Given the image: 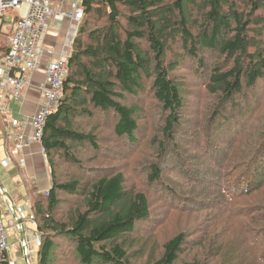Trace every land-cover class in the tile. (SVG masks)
<instances>
[{
	"label": "trees",
	"instance_id": "obj_1",
	"mask_svg": "<svg viewBox=\"0 0 264 264\" xmlns=\"http://www.w3.org/2000/svg\"><path fill=\"white\" fill-rule=\"evenodd\" d=\"M81 6L83 19L62 97L46 118L42 137L52 183L32 206L41 238L37 264H51L54 256L68 254L77 264H140L129 260L130 236L150 219L154 192L161 201L175 194L173 211L183 228L160 243L158 256L149 264H187L182 258L188 244L185 227L193 209H199L195 199L207 198L211 212L238 221L235 229L225 231L242 233L246 244L244 251L231 248L226 253L221 242L212 251L220 233L209 245V258L224 253L220 264H264V106L258 102L264 95V0H82ZM2 28L0 23V33ZM208 57L214 58L210 65ZM186 62L205 72L200 82L217 104L200 122L204 154L182 156L173 142L189 130L181 133L182 85L172 74ZM146 87L157 105L156 118L163 123L161 137L146 140L142 163L135 159L144 166L137 180L141 188H129L116 167L95 169L98 174L92 179L74 174L59 179L54 173L56 156L81 166L80 151L74 150L107 149L97 134L81 128L82 121H95L97 114L111 119L113 135L124 145L137 143L141 109L125 101ZM245 122L250 127L245 129ZM205 157L208 173L200 169ZM172 169L199 188L191 183L189 191L175 193L164 175ZM80 170L93 172L84 166ZM203 190L209 192L202 193L206 199L198 195ZM58 194L81 204L61 221L55 213L72 199ZM240 202L244 204L237 205Z\"/></svg>",
	"mask_w": 264,
	"mask_h": 264
},
{
	"label": "rangeland",
	"instance_id": "obj_2",
	"mask_svg": "<svg viewBox=\"0 0 264 264\" xmlns=\"http://www.w3.org/2000/svg\"><path fill=\"white\" fill-rule=\"evenodd\" d=\"M5 29L2 30L0 34V38L5 37ZM207 60L210 65V61L214 58L208 57ZM204 71L196 69V67L190 63L186 62L183 66L178 68L176 72H174L173 78L180 82L182 85V98L184 100V110H183V124L181 125V133L183 130H189L187 133L178 134L177 141H174V145L178 147L182 151V156H186L187 154H193L198 152L200 154H204L201 151V138L199 139V132H201L200 122L205 114H207V109L211 107V105L217 104L214 98L209 100V97L205 94L204 85L202 84L201 79L204 75ZM1 90L4 92L3 88L0 85ZM264 93V92H262ZM9 99L14 102H17L11 94L7 93ZM126 97V96H125ZM10 103V111L14 118L18 117V110L19 105L17 103ZM258 102H260L261 106H264V95L261 94L259 96ZM257 102V103H258ZM126 104L137 106L141 109L140 116L141 119L139 121V128H138V141L136 144L132 146L124 145V140L117 139L113 135V128H112V121L109 117H102L101 115H95L94 120H90L88 122L82 121L81 128L86 131H92L98 135L101 139L103 145L107 146L106 150H102L99 153L92 151L87 147H83L81 149L74 150V153L79 154L78 156L82 159L81 166H77L75 164L70 165L67 162H63V159L59 156H56L55 159V167L54 173L58 175L59 179L66 180L68 175L74 174L75 176L80 177L81 179H92L96 177L98 173H96L95 169L101 168L102 166L105 167H116L123 171L127 186L129 188L139 187L141 188V183L137 182L141 173L144 170V166L141 164L143 155L146 153L145 149V142L146 140H152L153 138L159 139L161 134H159V129L162 126V119H157L156 117V103L154 102L151 91L149 88H145L144 91L140 92L136 98L126 97ZM254 108L255 106H251ZM242 115V114H241ZM246 115V114H245ZM3 117V116H2ZM231 118L234 120L236 119L235 116L232 114L230 115ZM245 117V116H244ZM3 119H5L3 117ZM5 121V120H4ZM79 121V120H77ZM2 123L6 124L1 120ZM19 125V124H18ZM251 123L245 122V129L250 127ZM7 126V124H6ZM190 128L192 130H190ZM243 128V129H244ZM5 131V127L2 128ZM19 133V127L16 128L15 135ZM190 133V134H189ZM227 137V135H226ZM101 144V146H102ZM17 149V144L15 142L14 149ZM172 155L170 154V158ZM137 159L139 162H135ZM195 160V159H194ZM208 160V157L202 159V165L200 169L205 173L209 172L210 167L203 165V162ZM192 162V161H191ZM36 166L43 167L40 171L44 174L42 183H35L32 181L31 183H27V198L31 199L32 204L40 199V196L46 195V192L50 190L51 183H52V168L49 164L48 157L41 158L38 157L35 161ZM194 163V162H193ZM86 167L88 169L93 170L91 174H87L85 171L80 170L81 168ZM214 166V165H213ZM168 168V167H167ZM166 168V169H167ZM110 169V168H108ZM4 174L3 171H0V176ZM183 174V173H182ZM180 171H164V175L167 178L168 183L170 185L174 184L175 193H181L184 191H189L190 186L193 184L194 186L198 187L197 183L184 180L183 175ZM87 177V178H85ZM186 179V178H185ZM197 188V189H198ZM201 189V188H200ZM179 191V192H178ZM151 197V217L149 220L140 223L138 225L137 230H135L130 238L133 240L130 250H128L129 260L131 262L140 263V264H149L150 259L152 257H157L159 254V248L161 246V242L174 234L178 230L183 228L182 219L180 216L176 214L173 209H175L178 202L172 200V196L175 195L174 193L170 195L168 193L166 196H169L167 200L161 201L159 195L154 192ZM202 193H209L207 190H203L199 192V196L201 199H206L204 196L206 194ZM196 194L189 196L195 197ZM264 195H262L263 197ZM59 198L62 199H72L66 202H63L59 206L58 213H55V218L57 220H63L67 216V212L74 211L75 207H80L81 204L79 200L70 198L65 194H58ZM178 198V195H176ZM7 198V197H6ZM26 197L24 198V200ZM176 199V198H175ZM10 200V198H9ZM196 204L195 206L199 207V209H193L190 213V216L193 217L192 221H190L187 226L185 227L186 234L188 236V244L184 247V251L182 254V258L187 261V264H192L195 261L198 264H220L225 254L222 253L219 257L215 258L214 260L210 259L207 255L209 245L211 244L212 240L216 235L220 233V243L215 244L212 246V251H214L222 242L221 248L227 253L231 248H238L241 251L246 249V244L244 242L243 234L238 233L234 234V232L225 231L227 228L232 227L233 229L236 228L238 221L228 219L226 214L223 213H214L211 212L210 208V200L207 198L206 201L201 202L199 199H195ZM260 200V198H257ZM12 201V200H11ZM13 202V201H12ZM15 204V203H14ZM25 204V203H24ZM29 204V203H27ZM244 203L240 202L237 205L242 206ZM15 205H22V204H15ZM250 205V203L248 204ZM246 205V206H248ZM79 209V208H78ZM33 212V209H32ZM34 214V213H33ZM197 217L196 222L194 218ZM216 217V218H214ZM201 219V220H200ZM200 220V222H199ZM204 220H207L203 223ZM227 220L229 222H227ZM203 223V224H202ZM202 224V225H201ZM36 225V223L34 224ZM29 226V225H28ZM203 227V228H202ZM28 228V227H26ZM37 228V225H36ZM33 230L32 228H29ZM37 232V229L33 230ZM38 233V232H37ZM40 236V235H39ZM41 239V238H40ZM215 242V240L213 241ZM212 242V243H213ZM217 243V242H216ZM38 251V249H36ZM34 251V250H33ZM242 253V252H241ZM235 254V252L233 253ZM20 256V255H18ZM67 259V260H66ZM68 259H71L68 261ZM67 264H77L71 254H68L66 257L60 255L58 257L53 258L51 264H58L65 262ZM183 261V260H181ZM184 262V261H183Z\"/></svg>",
	"mask_w": 264,
	"mask_h": 264
},
{
	"label": "built area",
	"instance_id": "obj_3",
	"mask_svg": "<svg viewBox=\"0 0 264 264\" xmlns=\"http://www.w3.org/2000/svg\"><path fill=\"white\" fill-rule=\"evenodd\" d=\"M81 3L82 0H77L68 5L66 0H62L54 10L52 0H0V23L3 25L2 30L5 29L8 44L4 59H0V85L4 92L11 94L16 101H20L24 89L32 85L31 75L39 70L42 64L45 55L43 35L54 25L52 22L60 19L74 24V28L66 34L57 57L48 62L43 71V81L37 86L41 101L36 111L22 123H10L13 129L21 128L14 137L17 150L37 144L39 153L46 158L42 144L45 121L48 115L56 110L62 97L64 81L68 74V60L83 19ZM1 194L3 189L0 186ZM4 203L11 217H17L28 225L35 224L30 204L15 205L6 197ZM6 226L5 217L0 213V262L15 264L7 257L9 245ZM25 234L21 252L23 258L29 260L33 250L41 246V239L36 231L28 228L25 229Z\"/></svg>",
	"mask_w": 264,
	"mask_h": 264
},
{
	"label": "crops",
	"instance_id": "obj_4",
	"mask_svg": "<svg viewBox=\"0 0 264 264\" xmlns=\"http://www.w3.org/2000/svg\"><path fill=\"white\" fill-rule=\"evenodd\" d=\"M62 0H52L53 9H57V4ZM77 0H66L67 4L73 3ZM52 25L43 35V47L45 55L42 64L36 72L31 75L32 85L23 91V97L20 101L14 102L9 99L7 93L0 88V171L4 174L0 176V186L3 189V194L0 195V213L5 217L6 221V236L9 245L7 257L15 264H37V250L35 249L29 260H25L22 256L21 246L25 241V228L36 229V225H29L23 222L24 231L21 226V221L14 216L11 217L7 212L4 198L9 197L15 204H32L31 199L27 198V183L34 181L42 183L44 174L40 171V166H36L35 161L38 157L45 158L39 153V146L37 144H30L22 150H17L15 147V132L16 128L11 127V122L17 121L22 123L28 120L29 117L36 111L40 104L41 97L37 86L43 81V71L51 60H54L68 31L74 28V24L67 20H54ZM2 33V31H1ZM0 33V34H1ZM4 34V33H3ZM5 37L0 38V59H4L8 51V44ZM17 103L19 105L18 117L14 118L9 109L10 103ZM5 119H3V117ZM5 122L4 124L1 122ZM5 120V121H4ZM3 126L5 131L2 130ZM19 127V131H20ZM24 132V130H23ZM26 199L24 200V198ZM20 255V256H18Z\"/></svg>",
	"mask_w": 264,
	"mask_h": 264
},
{
	"label": "bare ground",
	"instance_id": "obj_5",
	"mask_svg": "<svg viewBox=\"0 0 264 264\" xmlns=\"http://www.w3.org/2000/svg\"><path fill=\"white\" fill-rule=\"evenodd\" d=\"M8 199H9V197H7ZM20 220V219H19ZM21 221V220H20ZM21 226H22V228H23V231H24V225H23V221H21ZM25 223V222H24ZM26 229V228H25ZM25 236H26V234H25Z\"/></svg>",
	"mask_w": 264,
	"mask_h": 264
}]
</instances>
